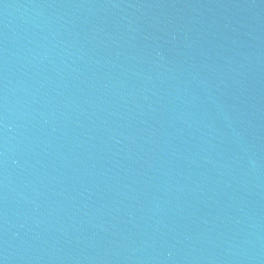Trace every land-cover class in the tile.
<instances>
[{
  "label": "water",
  "instance_id": "water-1",
  "mask_svg": "<svg viewBox=\"0 0 264 264\" xmlns=\"http://www.w3.org/2000/svg\"><path fill=\"white\" fill-rule=\"evenodd\" d=\"M0 264H264V0H0Z\"/></svg>",
  "mask_w": 264,
  "mask_h": 264
}]
</instances>
